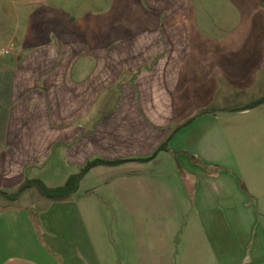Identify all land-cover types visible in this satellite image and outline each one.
Masks as SVG:
<instances>
[{
	"label": "crops",
	"instance_id": "1",
	"mask_svg": "<svg viewBox=\"0 0 264 264\" xmlns=\"http://www.w3.org/2000/svg\"><path fill=\"white\" fill-rule=\"evenodd\" d=\"M255 1L241 6L256 40L250 50L241 48V31L226 36L219 22L166 17L160 0H112L108 9L81 16L54 5L33 9L23 33H13L14 42L0 51V190L11 194L39 179L35 172L60 148L66 168L120 160L97 167L125 166L126 201L142 188L141 197H158L171 221L152 244L158 264H208L213 258L255 264L257 236L246 227L240 184L241 147L219 136L213 115L248 112L226 103L241 101L264 68V14ZM216 103L226 107L212 109ZM177 127L168 151L140 160L152 157ZM70 139L78 141L70 145ZM0 198L10 203L1 208L4 214L27 218L14 209L21 197ZM190 205L178 260L166 235L175 238ZM258 231L264 248V228Z\"/></svg>",
	"mask_w": 264,
	"mask_h": 264
},
{
	"label": "rangeland",
	"instance_id": "2",
	"mask_svg": "<svg viewBox=\"0 0 264 264\" xmlns=\"http://www.w3.org/2000/svg\"><path fill=\"white\" fill-rule=\"evenodd\" d=\"M256 1V10L261 8L264 14V0ZM111 2L112 0H0V51L11 41L14 42L13 33L16 34L19 30L23 33L29 13L39 5L58 6L81 16L97 9L106 10ZM160 2H164L166 6V17L192 16L198 23L219 22L223 24L226 36L241 31V48L250 50L256 46V40L248 33L251 26H247L249 19L245 7H241L243 0ZM2 58L0 55V59ZM257 77L253 87L241 96V101L230 100L226 105L230 108L241 105L243 108L263 97L264 68L258 72ZM125 96L130 97L131 94ZM225 107L216 103L212 109ZM103 111L109 113L108 104ZM200 111L196 110L191 115L197 116ZM213 115L219 121V136L229 140L231 147H241L239 174L241 191L247 198L246 227L253 228L254 237H258V230L264 228V104L247 113L216 112ZM77 141L78 139H70V145ZM223 147L224 144L221 143L219 148ZM59 154H62V148L57 149L53 159L43 169L35 172L37 178L50 188L65 185L70 175L79 174L84 169L74 166L66 168L59 162ZM143 169L148 171L147 168L140 167V170ZM126 171L129 169L125 166L118 167L117 170L92 168L79 182L77 191L64 202L56 203L43 198L36 189L28 190L14 204V209L27 214L26 219L13 216L10 213L12 210L4 214L1 208L10 203L0 198V264H158L154 259L158 251L152 244L156 243L158 231H164L171 221L160 210L158 197H141L142 188L139 189L138 185L134 188L135 191L139 189L134 193L136 197H132L131 203L126 201V180L122 179L126 176ZM232 174L239 179L237 173ZM190 212L193 214L191 205L188 214L184 215L185 220L179 221V229L172 241L171 236L166 235L167 243L172 245V252L178 256V260L182 251L179 252L177 247L187 228ZM257 237L254 243L256 250L258 249V259L254 258L253 261L255 264H264V248ZM208 261V264H220L216 258Z\"/></svg>",
	"mask_w": 264,
	"mask_h": 264
},
{
	"label": "trees",
	"instance_id": "3",
	"mask_svg": "<svg viewBox=\"0 0 264 264\" xmlns=\"http://www.w3.org/2000/svg\"><path fill=\"white\" fill-rule=\"evenodd\" d=\"M262 104H264V96L243 108L234 109V110L235 111L250 110ZM188 123L189 122H187L185 125H187ZM179 130L180 127L175 128L173 132L168 136L167 140L158 148L157 152L152 157L146 159H140V160L150 161L153 160L159 152L168 151L169 150L168 144L170 140ZM122 162L123 161L120 160L106 161L102 159H96L91 162H88L81 173L70 176L67 182L65 183V185L61 187L50 188L42 180L32 179L25 181L16 192L9 194L7 192L0 191V195L6 198L7 200L17 201L26 190L34 188L46 199L55 202L65 201L71 198L70 196L77 191L79 182L85 177V175L89 172V170L97 166H116L121 164Z\"/></svg>",
	"mask_w": 264,
	"mask_h": 264
},
{
	"label": "built area",
	"instance_id": "4",
	"mask_svg": "<svg viewBox=\"0 0 264 264\" xmlns=\"http://www.w3.org/2000/svg\"><path fill=\"white\" fill-rule=\"evenodd\" d=\"M13 48V46H11V48H9V49H5V50H3V54L4 55H9L10 54V52H11V49Z\"/></svg>",
	"mask_w": 264,
	"mask_h": 264
}]
</instances>
